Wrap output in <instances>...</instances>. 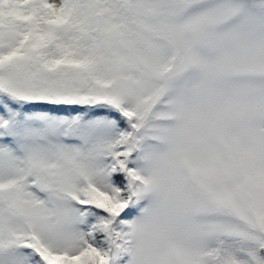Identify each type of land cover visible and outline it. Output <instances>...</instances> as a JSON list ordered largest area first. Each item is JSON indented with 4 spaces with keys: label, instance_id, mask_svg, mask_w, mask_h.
Returning a JSON list of instances; mask_svg holds the SVG:
<instances>
[{
    "label": "snow or ice",
    "instance_id": "obj_1",
    "mask_svg": "<svg viewBox=\"0 0 264 264\" xmlns=\"http://www.w3.org/2000/svg\"><path fill=\"white\" fill-rule=\"evenodd\" d=\"M0 264H264V0H0Z\"/></svg>",
    "mask_w": 264,
    "mask_h": 264
}]
</instances>
